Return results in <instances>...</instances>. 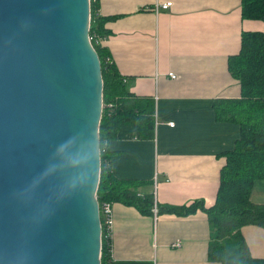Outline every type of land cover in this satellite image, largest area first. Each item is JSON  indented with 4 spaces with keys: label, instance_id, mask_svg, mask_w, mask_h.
I'll return each instance as SVG.
<instances>
[{
    "label": "crops",
    "instance_id": "crops-1",
    "mask_svg": "<svg viewBox=\"0 0 264 264\" xmlns=\"http://www.w3.org/2000/svg\"><path fill=\"white\" fill-rule=\"evenodd\" d=\"M99 11L113 16L102 43L129 90L154 103L151 136L127 121L109 139L112 173L144 181L139 193L152 190L156 176L159 203L212 205L222 153L240 135L239 123L217 118L214 100L240 95L227 59L239 51L243 29L264 32V19L243 18L241 0H99ZM250 199L264 201V178L254 180ZM111 214L110 264H221L208 257L202 209L154 217L113 201ZM241 232L251 255L264 257V227L245 224Z\"/></svg>",
    "mask_w": 264,
    "mask_h": 264
},
{
    "label": "water",
    "instance_id": "water-1",
    "mask_svg": "<svg viewBox=\"0 0 264 264\" xmlns=\"http://www.w3.org/2000/svg\"><path fill=\"white\" fill-rule=\"evenodd\" d=\"M90 0H0V264H101Z\"/></svg>",
    "mask_w": 264,
    "mask_h": 264
},
{
    "label": "trees",
    "instance_id": "trees-1",
    "mask_svg": "<svg viewBox=\"0 0 264 264\" xmlns=\"http://www.w3.org/2000/svg\"><path fill=\"white\" fill-rule=\"evenodd\" d=\"M243 18L264 19V0H241ZM113 16L99 11V0H90L89 35L101 62L103 79V107L99 123L100 176L97 187L98 202L120 201L136 206L141 212L152 214V191L139 193L144 181L116 177L111 170L112 154L108 141L123 122L135 123L142 135L153 134L154 103L150 97L135 95L128 88L106 45L98 41L110 34L105 23ZM97 37V40L94 37ZM231 74L239 79L238 97L214 100L218 119L240 124V135L231 149L224 151L225 162L220 168L215 202L206 206L203 199L189 204L158 202V213L189 214L198 208L207 213L210 238L208 257L221 264H264V257L251 255L241 227L258 224L264 227V201L250 199L253 182L264 178V32L241 31L240 49L227 59ZM110 241L101 236V264H110Z\"/></svg>",
    "mask_w": 264,
    "mask_h": 264
},
{
    "label": "built area",
    "instance_id": "built-area-1",
    "mask_svg": "<svg viewBox=\"0 0 264 264\" xmlns=\"http://www.w3.org/2000/svg\"><path fill=\"white\" fill-rule=\"evenodd\" d=\"M171 4V1H165V2H162V3H159L158 6H161L163 8L165 7H168L169 5ZM157 8V7H156ZM90 37V35H89ZM95 40H97V37L95 36L94 37ZM90 40H91V37H90ZM98 41H100L102 43V39H99L98 38ZM170 76H174V74L172 72H169L168 73ZM123 80L125 81L126 80V77L123 78ZM102 107H108L110 108L112 106V103L111 102H108V103H102ZM103 109V108H102ZM168 123L170 125H172L174 122L173 121H168ZM152 194H153V204H152V215L154 217L157 216L158 214V202H157V198H156V191H157V179H156V176L153 177V180H152ZM111 204H112V201H102L101 203H99V211H100V219H101V236H102V231H103V228H104V237L108 238L109 241H110V248H109V256L111 258V239H110V228H111V222H112V214H111ZM179 244V241H177L176 243H174V245H178ZM111 262V260H110Z\"/></svg>",
    "mask_w": 264,
    "mask_h": 264
}]
</instances>
